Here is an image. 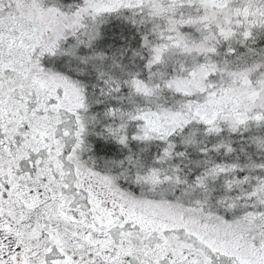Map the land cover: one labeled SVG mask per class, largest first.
<instances>
[{"label":"snow or ice","instance_id":"obj_1","mask_svg":"<svg viewBox=\"0 0 264 264\" xmlns=\"http://www.w3.org/2000/svg\"><path fill=\"white\" fill-rule=\"evenodd\" d=\"M0 264H264V0H0Z\"/></svg>","mask_w":264,"mask_h":264}]
</instances>
